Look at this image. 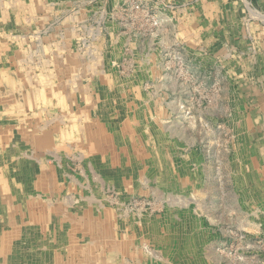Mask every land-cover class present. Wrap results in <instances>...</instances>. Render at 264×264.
Returning a JSON list of instances; mask_svg holds the SVG:
<instances>
[{
  "label": "rangeland",
  "instance_id": "obj_1",
  "mask_svg": "<svg viewBox=\"0 0 264 264\" xmlns=\"http://www.w3.org/2000/svg\"><path fill=\"white\" fill-rule=\"evenodd\" d=\"M188 8L0 0V264H264V68L164 46Z\"/></svg>",
  "mask_w": 264,
  "mask_h": 264
},
{
  "label": "crops",
  "instance_id": "obj_2",
  "mask_svg": "<svg viewBox=\"0 0 264 264\" xmlns=\"http://www.w3.org/2000/svg\"><path fill=\"white\" fill-rule=\"evenodd\" d=\"M193 4H190L191 2ZM249 4L256 10L254 19H249L251 23L248 27L245 23L246 15L244 10L236 2H230L229 0H178L180 3H187L189 5L188 10L179 12V16L175 18L176 29L175 32L172 30L171 24L165 25L160 32V39L164 42V46H169L173 42L174 38L176 41L188 42L189 50L184 54V58H189L188 64H198L197 57L194 56L196 49L200 46L209 48L210 56L205 60V64H258V69L264 68V0H248ZM190 2V3H189ZM240 18L244 24L237 33L230 34L229 26L232 21V12ZM205 21L207 27L205 30L204 24L201 22ZM202 25V27H201ZM175 27V26H174ZM217 32V35L216 33ZM218 36L219 45L214 48H210L213 44L214 36ZM204 37L206 39L204 40ZM237 38V54H231L229 56L227 52V42L230 43ZM216 39V38H215ZM252 41L251 44L249 42ZM159 46V45H158ZM148 48V45L144 46ZM149 51V50H148ZM193 55V56H192ZM192 56V57H191ZM195 57V58H194ZM236 57V60H235ZM210 61V62H209ZM201 64V63H199ZM256 68V66L254 65ZM261 73L259 70H256ZM264 77V74L260 75ZM207 83L213 79L212 76L207 74ZM205 81V82H206ZM257 86L249 89V92L244 96L245 103L252 102L254 109L251 111H245L242 113V117H260L264 116V79L258 81ZM224 84V81L221 82ZM224 89L223 92H226ZM241 111V110H240ZM238 123V122H237ZM253 126V123L249 124V128Z\"/></svg>",
  "mask_w": 264,
  "mask_h": 264
},
{
  "label": "bare ground",
  "instance_id": "obj_3",
  "mask_svg": "<svg viewBox=\"0 0 264 264\" xmlns=\"http://www.w3.org/2000/svg\"><path fill=\"white\" fill-rule=\"evenodd\" d=\"M142 12V11H141ZM148 20V19H147ZM141 55V54H140ZM120 58V57H119ZM141 68V67H140ZM184 71V70H183ZM157 115V114H156ZM156 117V116H155ZM130 135V134H129ZM52 154V153H51ZM162 160V159H161ZM38 164V163H37ZM141 178V177H140ZM144 180V179H143ZM74 190V189H73ZM167 214V213H166ZM118 218V217H117ZM116 227V226H115Z\"/></svg>",
  "mask_w": 264,
  "mask_h": 264
}]
</instances>
